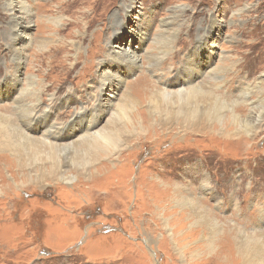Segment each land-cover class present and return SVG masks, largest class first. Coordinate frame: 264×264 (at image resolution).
<instances>
[{"label":"rangeland","instance_id":"rangeland-1","mask_svg":"<svg viewBox=\"0 0 264 264\" xmlns=\"http://www.w3.org/2000/svg\"><path fill=\"white\" fill-rule=\"evenodd\" d=\"M7 1L0 0V134L20 125L16 97L30 98L33 74L35 89H47L41 106L53 102L48 121L73 123L71 111L95 113L101 103L109 109L101 127L114 122L119 147L95 157L73 147L49 156L43 147L24 161L1 151L0 174L26 185L0 195V264H264V0H30L27 42L16 40L17 50L7 34L19 0H11L12 11L2 8ZM128 46L138 55L133 71L108 56ZM198 48L203 74L175 85ZM114 71L120 78L102 88L100 78ZM203 79L226 99H218L224 117L210 128L187 129L177 113L184 95L151 99L157 89ZM231 99L242 120L261 117L253 136L222 105ZM224 134L239 141H218ZM57 166L63 172L55 177ZM233 228L252 237L249 262Z\"/></svg>","mask_w":264,"mask_h":264},{"label":"bare ground","instance_id":"bare-ground-1","mask_svg":"<svg viewBox=\"0 0 264 264\" xmlns=\"http://www.w3.org/2000/svg\"><path fill=\"white\" fill-rule=\"evenodd\" d=\"M17 6L19 7L18 9L20 11L19 20L14 21V23L11 25L9 29V32H8L9 34H7L10 36V38L14 39V41L11 40V43H12L11 47L14 50H17V46L15 43L16 40L19 41L21 44H24L27 42V37H28L27 27L31 25L32 17H33L30 0H19ZM130 6H131V3H129L126 8H129ZM2 8L12 11V9L14 8L12 5V1L8 0L5 6H3ZM23 21L26 23L25 26L21 24V22ZM169 23L170 21H167L165 24L169 25ZM38 24H40V21L38 22ZM132 32L133 34L135 32L136 34H138L139 36L138 42H140L142 40L140 36L144 35V31L140 27L137 26V28L132 30ZM38 43L41 45V47H43V49L45 48L46 42L38 41ZM44 52L46 51L44 50L41 53H44ZM110 54L112 55V58L114 60L125 62V64L132 71L138 68V62H139L138 55H137V52L131 48V46H128L124 49L120 48L118 50L113 49L112 47L110 48V52L108 53V56ZM118 54L120 56H118ZM34 57L32 56L30 58L29 63L38 61L37 59H33ZM200 57H201L200 48L193 49L190 53H188L186 60L183 64L182 73L184 74L183 75L181 74V76H184L185 79L183 78L184 79L183 82H179V83L175 82L176 83L175 85L181 86L182 83H187L188 81H191L192 79H194V77H198L203 74L202 68H201L202 60ZM15 58H16V62H19L20 60H22L23 59L22 53H20V51L16 52ZM113 59H111V62H109L110 67H113L111 65L113 63L112 61ZM217 69H220V68L217 67ZM215 71L216 70L214 68V72ZM110 73L104 75L102 79L100 78L102 88L109 86L110 84L109 81L111 79L117 80L120 78L117 71L112 72V74ZM35 78L36 76H34L33 74H28L26 78L28 80V85H29L28 93L30 94V98H25L23 96L16 97L15 107L19 113L18 115H21V122H20V125L18 126L16 125L15 130L11 134H8V133L0 134V153L1 151L9 152L13 154L18 160L21 161L23 160V158H25L24 156H26L27 154L36 155V156L39 155L40 149H42L43 147L44 149H48L49 156H51L52 154H60V152L66 149V147H73L75 148V150H77L78 148L80 151L84 153H89L90 157L97 156L99 152L101 151L105 152L107 148L112 147L113 150H116L119 147L118 139L116 138L115 132L113 130L116 127L114 125V122H112V124H108L109 126L105 128L101 127L100 123L103 117L107 115L109 111V109L107 110L102 109L101 103L98 109L96 108L97 112L95 113L91 109L90 110L88 109L89 110L88 111L83 108L75 109L71 111L72 112L71 120L73 121V123H67L60 127L54 124V122H50L52 119L48 121L47 120L48 115L46 116L45 113H47L46 112L47 108L50 111L52 107L51 105L53 102L49 104V106L51 107L45 106L46 107L45 108L41 106L39 102L40 101L39 96L41 94H44L47 89L44 86H40L39 89H35L34 87L36 83ZM137 81L142 82L143 78H140ZM13 86L15 87L16 84H13ZM184 86L185 85H183V87ZM212 87H213L212 82H209V80L203 79L202 82L200 83L194 82L188 88L180 87L179 89H175L173 91H169V90L160 91L159 89H157L159 91L157 90L154 91L151 95V99L155 101V95H159V94L161 95L162 100L163 98L164 99L167 98L171 93L173 94L177 93V94H180V96L184 95L183 97L184 101H182L184 105L182 104V107H181L182 109L180 108V110H178L177 113H180L179 116H181V120H189L187 129L195 132L203 128H210L211 120L217 119L220 121L222 117H224L223 115H220V113L219 114L217 113L216 104H218L219 98L221 99H225V98L222 95L218 94L216 90ZM240 88H239L240 95L238 96L240 97V99L244 98V96L247 99L249 92H246V90L249 87L246 86L244 88H241V89ZM69 96L70 94L66 95L67 97L66 99L64 96L62 98L61 103H64L65 105L68 104L71 99V96L70 97ZM52 97L53 95H50L49 97L50 101L53 100ZM130 97L131 96H129L128 94H125L123 97L124 103H127V102L132 103L133 100ZM231 101H232L231 103H226V101H222L221 103L224 106H231V108H229V111H230V115L233 117L232 118L233 123H235L236 125L240 124V127L242 128V130H244V133L250 137L256 134L257 126L259 125L258 123L261 121L260 120L261 117L257 116V118H255V116H253L250 119L247 118V120H244V119L242 120L240 115L237 114L234 109V106H233L235 103L234 100L231 99ZM113 119H116V118H113ZM34 121L36 122L35 124L33 123ZM29 129L35 133L40 131V133H38V135L33 136L31 133L30 134L27 133ZM221 137H222L221 139L217 138L218 141H221V142L223 140H227L228 142H231V141L238 142L239 141L238 140L239 138L237 137L233 138L231 135H228V134H224V136H221ZM86 150H89V151H86ZM2 155L6 156L5 154H2ZM0 158H1V154H0ZM55 165H62V162L58 161V163H56ZM56 168L57 169H55V172L53 173L54 174L53 176L55 177L60 176L59 174L63 172L60 166H57ZM0 180H1L0 195H3V199L9 194L15 193L17 187L19 188L18 190H21L22 186L26 185V181H21L20 183L19 182L17 183L14 180H13L14 184L11 185L7 182V179L3 176V174L2 175L0 174ZM52 200H54V197ZM186 202L193 203L191 199H186ZM193 208L198 209V204H195ZM204 219L207 222H209V219L207 217H205ZM232 231L235 233L234 234L235 237H233L232 239L235 241V243H237L238 249L241 250L243 254V261L249 262L250 258H247V254H249V250H247V245H248V240L252 238L251 235H247L248 233L244 232V230L240 228H236V229L233 228Z\"/></svg>","mask_w":264,"mask_h":264}]
</instances>
